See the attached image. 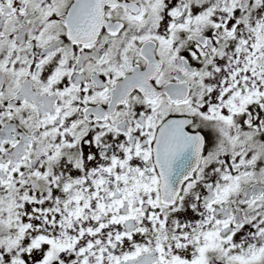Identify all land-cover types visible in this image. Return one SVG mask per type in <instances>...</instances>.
<instances>
[{"label": "snow or ice", "instance_id": "1", "mask_svg": "<svg viewBox=\"0 0 264 264\" xmlns=\"http://www.w3.org/2000/svg\"><path fill=\"white\" fill-rule=\"evenodd\" d=\"M0 264H264V0H0Z\"/></svg>", "mask_w": 264, "mask_h": 264}]
</instances>
